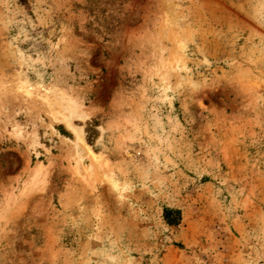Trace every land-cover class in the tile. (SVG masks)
<instances>
[{"label":"rangeland","instance_id":"1","mask_svg":"<svg viewBox=\"0 0 264 264\" xmlns=\"http://www.w3.org/2000/svg\"><path fill=\"white\" fill-rule=\"evenodd\" d=\"M0 264H264V0H0Z\"/></svg>","mask_w":264,"mask_h":264},{"label":"bare ground","instance_id":"2","mask_svg":"<svg viewBox=\"0 0 264 264\" xmlns=\"http://www.w3.org/2000/svg\"><path fill=\"white\" fill-rule=\"evenodd\" d=\"M26 94L28 93L26 92ZM62 101H64L63 110L67 111L68 115H64L61 112H57L56 115H54L55 121L64 123V125L75 135L74 137H76L77 143L82 144L88 149V146L86 145L83 139L82 132H80L73 124V119L76 116H79L78 105L70 101V99H62Z\"/></svg>","mask_w":264,"mask_h":264},{"label":"trees","instance_id":"3","mask_svg":"<svg viewBox=\"0 0 264 264\" xmlns=\"http://www.w3.org/2000/svg\"><path fill=\"white\" fill-rule=\"evenodd\" d=\"M164 219L169 226H175L179 223L180 217L177 211L165 210Z\"/></svg>","mask_w":264,"mask_h":264}]
</instances>
